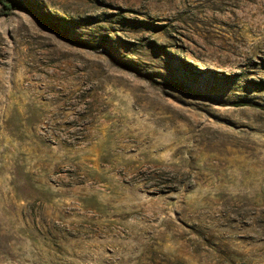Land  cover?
Returning <instances> with one entry per match:
<instances>
[{
	"label": "rangeland",
	"instance_id": "1",
	"mask_svg": "<svg viewBox=\"0 0 264 264\" xmlns=\"http://www.w3.org/2000/svg\"><path fill=\"white\" fill-rule=\"evenodd\" d=\"M10 1L0 264H264V0Z\"/></svg>",
	"mask_w": 264,
	"mask_h": 264
},
{
	"label": "trees",
	"instance_id": "2",
	"mask_svg": "<svg viewBox=\"0 0 264 264\" xmlns=\"http://www.w3.org/2000/svg\"><path fill=\"white\" fill-rule=\"evenodd\" d=\"M0 3L7 9L11 10L14 8V4L10 0H0Z\"/></svg>",
	"mask_w": 264,
	"mask_h": 264
},
{
	"label": "bare ground",
	"instance_id": "3",
	"mask_svg": "<svg viewBox=\"0 0 264 264\" xmlns=\"http://www.w3.org/2000/svg\"><path fill=\"white\" fill-rule=\"evenodd\" d=\"M216 4H223L226 0H214ZM226 4V3H225Z\"/></svg>",
	"mask_w": 264,
	"mask_h": 264
}]
</instances>
